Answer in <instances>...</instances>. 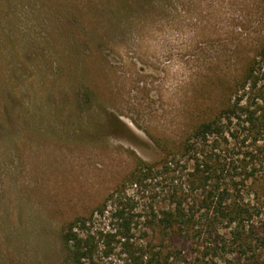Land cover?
Returning a JSON list of instances; mask_svg holds the SVG:
<instances>
[{
    "label": "rangeland",
    "instance_id": "374dc122",
    "mask_svg": "<svg viewBox=\"0 0 264 264\" xmlns=\"http://www.w3.org/2000/svg\"><path fill=\"white\" fill-rule=\"evenodd\" d=\"M263 42L264 0H0V264H75L63 235L77 217L94 264H126L109 194L139 159L179 152ZM169 184L128 188L136 254L264 264L154 229Z\"/></svg>",
    "mask_w": 264,
    "mask_h": 264
},
{
    "label": "trees",
    "instance_id": "16d2710c",
    "mask_svg": "<svg viewBox=\"0 0 264 264\" xmlns=\"http://www.w3.org/2000/svg\"><path fill=\"white\" fill-rule=\"evenodd\" d=\"M233 93L213 117L191 131L179 152H166L162 163L139 159L109 194L113 202L110 217L115 234L125 245L126 264H152L153 256H161L146 259L147 255L136 254L140 249L129 243L138 220L135 217L140 215L133 211L135 201L128 188L146 190L150 182L166 177L174 185L165 190L167 207L148 214L154 229L201 245L205 254L216 255L222 249L247 261L264 258L258 251L264 249V42ZM99 211L102 214L104 208ZM87 222L77 217L64 228L63 238L75 264H94L100 251L93 236L84 237L76 229L85 228ZM221 230L226 233L222 235ZM166 258L169 256H161L160 261ZM231 260L225 259L226 264H235Z\"/></svg>",
    "mask_w": 264,
    "mask_h": 264
}]
</instances>
